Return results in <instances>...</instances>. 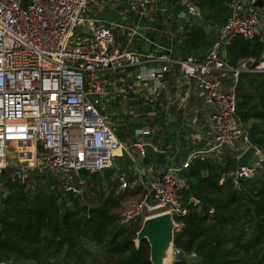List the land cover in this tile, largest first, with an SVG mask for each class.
<instances>
[{"label":"built area","instance_id":"built-area-1","mask_svg":"<svg viewBox=\"0 0 264 264\" xmlns=\"http://www.w3.org/2000/svg\"><path fill=\"white\" fill-rule=\"evenodd\" d=\"M256 1L229 0L208 47L186 53L183 34L203 19L196 0H0V174L8 170L22 182L35 173L73 175L85 185L80 171L102 174L130 147L136 158L128 173L138 185L131 187L126 171L116 181L138 190L121 221L185 214L181 169L223 151L237 158L252 145L235 117L234 87L240 72H264V50L255 66L253 58L231 66L225 54L236 37L257 36L264 46V0ZM109 9L119 22L100 18ZM201 107L210 108L206 120ZM181 121L195 126L196 142L179 163L165 165L173 142L166 131ZM145 143L165 152L163 169L142 162ZM261 160L255 156L227 175L250 176ZM7 193L0 180V199Z\"/></svg>","mask_w":264,"mask_h":264},{"label":"trees","instance_id":"trees-1","mask_svg":"<svg viewBox=\"0 0 264 264\" xmlns=\"http://www.w3.org/2000/svg\"><path fill=\"white\" fill-rule=\"evenodd\" d=\"M228 2L196 0L207 25L224 22ZM211 37L203 25L191 26L183 34L184 52L207 48ZM263 50L257 36L236 37L225 58L237 66L243 59L260 61ZM234 89L235 117L248 141L264 154V72H240ZM259 165L261 175L234 181L227 174L238 168L237 158L223 151L221 157H194L181 169L179 194L186 212L174 216L178 252L172 264H264V159ZM111 172H79L92 191L97 185L98 198L91 205L80 203L82 191L59 187L56 175L35 173L34 186L27 189L30 178L22 182L12 180L8 170L1 173L8 193L0 199V264H152L147 240L138 246L134 242L140 223H123L114 212L125 193L135 189L115 193Z\"/></svg>","mask_w":264,"mask_h":264},{"label":"water","instance_id":"water-1","mask_svg":"<svg viewBox=\"0 0 264 264\" xmlns=\"http://www.w3.org/2000/svg\"><path fill=\"white\" fill-rule=\"evenodd\" d=\"M256 4L262 6L263 0H257ZM172 11L173 13L183 16V13L177 6H175ZM100 18L119 22V14L115 9L107 10L100 15ZM257 63L258 61H254L253 66ZM204 142L205 140L203 139L197 145L203 147ZM142 149V162L144 164L148 162L156 165L165 163L166 158L163 150H159L149 143L143 144ZM255 156L264 159L263 153L257 154V148L254 145H249L237 157L238 166H247L255 159ZM3 172L4 170H1V173ZM178 225L174 216L168 211L145 217L140 223V228L136 232V237L134 239L135 245L138 246L140 240L146 239L149 244V259L152 264H172L175 255L174 233Z\"/></svg>","mask_w":264,"mask_h":264},{"label":"rangeland","instance_id":"rangeland-1","mask_svg":"<svg viewBox=\"0 0 264 264\" xmlns=\"http://www.w3.org/2000/svg\"><path fill=\"white\" fill-rule=\"evenodd\" d=\"M91 6H93V5L91 4ZM112 109L114 110V107H112ZM112 109L109 108V107H107V109H106L110 113V116H111ZM111 118L114 119L113 116H111ZM126 137L127 138H130V135H127ZM131 141H133V139L130 138L128 140V142H131ZM128 144H130V143H128ZM9 150H10V152H13L14 151L13 148H9ZM12 154H14V152ZM134 158H136V153H135V151H132V148L129 147L126 151L125 150H121L115 156V158L112 159V166L110 168H108V169L112 171L109 179L110 180L113 179L116 182V185L114 187V189H115L114 192L115 193H117L118 190H122L123 189V188L120 189V187H119L120 184L116 181L117 175L119 173H121L122 171H126L127 174L130 175V173H128V172L130 171V169L132 170L133 167H134V164L132 165V163L134 162ZM259 166L260 165H255V168H254L255 169L254 170L255 172L253 173L254 175H261V173L263 172V168L262 167L259 168ZM33 175L34 174H30V176H29V178L31 180L28 178L29 181H27L28 182L27 183V187H28L27 189H30V187L32 188L34 186V183L31 182L33 180V178H31V177H33ZM56 177H57V180H58V186L59 187H61V188L67 187V188H70V189L73 188V189L80 190V191L83 192L82 196H80V203L81 204H84V203H87L89 205L95 204L96 199L98 198V195L96 194L97 193V185H95V190L92 191L90 185H86V184L85 185H77V184L73 185V182H74L73 175H71V177L68 178V179L67 178H63L59 174H57ZM130 177H131V175H130ZM134 178L130 181L131 187H134L135 185H138V181L136 180V182H134L135 181ZM101 184L103 186L102 188H104L103 189L104 192L105 193H108L110 189L107 186V181L105 179H103L102 182H101ZM92 192L95 193V195H94V198L93 199H90V195H93ZM135 195H136V193H134V194L133 193L132 194L131 193H125V195L123 196V200H122L121 205L114 210L115 214H117V215H119L121 217L122 216V213H123V210H124V208H125V206L127 204L126 202L135 199L136 198ZM66 205H67V207H70L71 206V203L70 202H66ZM174 257H175V255H174Z\"/></svg>","mask_w":264,"mask_h":264},{"label":"crops","instance_id":"crops-1","mask_svg":"<svg viewBox=\"0 0 264 264\" xmlns=\"http://www.w3.org/2000/svg\"><path fill=\"white\" fill-rule=\"evenodd\" d=\"M174 14H176V13H174ZM176 15H180V14H176ZM200 22L201 23L199 25H203L204 28L206 29V31L208 33H210V28H211L212 24L211 25L205 24L204 18ZM207 28H208V30H207ZM226 78H227V81L230 83L231 77H226ZM190 100L195 101L196 104H199V101L197 99H195V100L190 99ZM209 111H210V108L201 107L200 119L203 118L204 120H206V118L208 117ZM186 120H188L187 116H186ZM171 128H172V132L170 131ZM167 130L168 131H166V133H170L172 135L171 140H173V142L168 144L171 147V151L168 152V154H167L168 158H167V163H165V165L171 164L173 161H175V163H179V161L182 160L187 155V150H189V149H191V147H193L192 146L193 142H196L194 133L197 132V130H196L195 126L190 125L187 121H181L180 123H174V125L173 126L170 125ZM174 135L177 136V140L175 139ZM163 146H165V145H161V147H163ZM168 148L169 147H167L166 149H168ZM156 167L160 170V169L164 168V165H160V166H156ZM132 189H135V188H132ZM135 190L137 191L138 189H135ZM135 190H134V192H135Z\"/></svg>","mask_w":264,"mask_h":264}]
</instances>
